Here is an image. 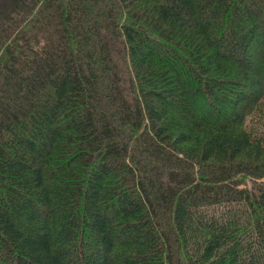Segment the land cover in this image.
<instances>
[{
    "label": "trees",
    "instance_id": "1",
    "mask_svg": "<svg viewBox=\"0 0 264 264\" xmlns=\"http://www.w3.org/2000/svg\"><path fill=\"white\" fill-rule=\"evenodd\" d=\"M0 264H264V0H0Z\"/></svg>",
    "mask_w": 264,
    "mask_h": 264
},
{
    "label": "rangeland",
    "instance_id": "2",
    "mask_svg": "<svg viewBox=\"0 0 264 264\" xmlns=\"http://www.w3.org/2000/svg\"><path fill=\"white\" fill-rule=\"evenodd\" d=\"M249 183H250V181H249Z\"/></svg>",
    "mask_w": 264,
    "mask_h": 264
}]
</instances>
